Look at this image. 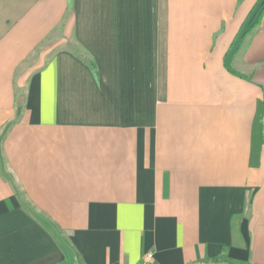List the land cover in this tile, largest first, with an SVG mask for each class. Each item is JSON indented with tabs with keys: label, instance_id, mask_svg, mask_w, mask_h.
<instances>
[{
	"label": "crops",
	"instance_id": "0c3cea01",
	"mask_svg": "<svg viewBox=\"0 0 264 264\" xmlns=\"http://www.w3.org/2000/svg\"><path fill=\"white\" fill-rule=\"evenodd\" d=\"M263 10L0 0V264H264Z\"/></svg>",
	"mask_w": 264,
	"mask_h": 264
},
{
	"label": "trees",
	"instance_id": "16d2710c",
	"mask_svg": "<svg viewBox=\"0 0 264 264\" xmlns=\"http://www.w3.org/2000/svg\"><path fill=\"white\" fill-rule=\"evenodd\" d=\"M264 12V10H263ZM258 25V22L252 27L254 29ZM248 30L246 33H248ZM252 31V30H251ZM90 67L94 71V63L91 61L89 63ZM233 74L243 78L242 75L238 74L236 71L230 70ZM264 102H260L257 108L254 124H253V142H252V156L251 165H258L257 160L260 152L261 145L264 143Z\"/></svg>",
	"mask_w": 264,
	"mask_h": 264
},
{
	"label": "built area",
	"instance_id": "2783aa9c",
	"mask_svg": "<svg viewBox=\"0 0 264 264\" xmlns=\"http://www.w3.org/2000/svg\"><path fill=\"white\" fill-rule=\"evenodd\" d=\"M139 264H157L154 254L153 253H147L142 257V260ZM202 264H212V262H203Z\"/></svg>",
	"mask_w": 264,
	"mask_h": 264
}]
</instances>
